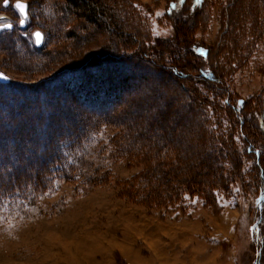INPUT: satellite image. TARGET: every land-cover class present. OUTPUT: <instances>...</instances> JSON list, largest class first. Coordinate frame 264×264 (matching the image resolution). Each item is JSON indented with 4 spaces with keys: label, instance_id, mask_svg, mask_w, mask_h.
Masks as SVG:
<instances>
[{
    "label": "rangeland",
    "instance_id": "1",
    "mask_svg": "<svg viewBox=\"0 0 264 264\" xmlns=\"http://www.w3.org/2000/svg\"><path fill=\"white\" fill-rule=\"evenodd\" d=\"M23 1L29 11L25 29L14 13ZM78 1L8 0L5 6L0 0V14L14 21L13 30H4L0 39L4 50L11 45L9 53H0V72L11 82L28 85L71 64L112 54L131 65L127 77L137 89L106 118H91L85 124L88 134L70 150L53 144L33 155L29 146L14 163L12 158L0 161V175L21 177L23 171L42 168L43 154L64 152L73 166L68 173L74 175L71 182L57 179L47 192L28 189L24 199L0 195V264H264V183L259 172L260 167L264 171V137L258 138L264 126L256 125L264 117V0H186L179 14L192 8L197 16L190 28H183L187 39L207 49L192 54L167 21L170 0H97L101 6L90 0L97 23L89 22L92 14ZM35 30L43 34L41 48L35 47ZM172 66H182L187 76L174 79ZM201 72L210 85L216 84L215 76L227 96L204 84ZM244 102L248 118L228 107ZM70 106L77 113L75 103ZM164 115L169 131L145 132L160 128L157 123ZM200 119L207 121L216 155L223 157L218 170L226 180L216 183L209 195L196 187L199 192L185 191L166 203L142 200L139 192L146 180L137 177L147 168L146 176L157 174L161 162L153 156L151 140L188 141L185 149L173 147L160 155L166 164L183 153L187 161L174 165L182 173L175 172L183 181L178 187L186 189V175L200 156L189 148L202 146L208 137ZM61 120L70 127L74 121ZM6 124L0 119V130ZM246 139L256 142L258 154L249 153ZM36 141H41L37 134ZM9 143H0V150ZM161 186L156 175L151 191ZM134 190L138 198L132 196Z\"/></svg>",
    "mask_w": 264,
    "mask_h": 264
},
{
    "label": "trees",
    "instance_id": "2",
    "mask_svg": "<svg viewBox=\"0 0 264 264\" xmlns=\"http://www.w3.org/2000/svg\"><path fill=\"white\" fill-rule=\"evenodd\" d=\"M92 1L94 0H91V2ZM73 2L77 3L79 1L73 0ZM89 2L90 0H80V3H83L87 11H89V13L93 16L90 17L89 20V15H87L89 22L97 23L98 21L94 18L95 16L93 15L96 14V12L91 7ZM95 2L97 3V5L99 4V6L102 5L100 1L95 0ZM65 10L69 12L68 6L67 9L65 8ZM50 15H53V13H51ZM195 17L197 18V16H192V18ZM55 19L58 21L57 18ZM58 23L59 22H57V24ZM190 23L194 24L195 21L192 20ZM186 28H190V25H188ZM184 29L182 28V26H179L176 29V33L178 34V37L183 40L182 43L188 53L192 54L194 49L197 48H200L199 50L206 49L201 48L202 46L197 47V44L191 42L190 39H187V31H184ZM1 38L2 35L0 36V39ZM20 39L24 42V46L28 45L26 38L21 36ZM20 46L24 48L22 44ZM10 48L11 45H8V48H6L5 50L0 48L2 49L0 53H4V51L9 53ZM22 50L23 49H20L19 52H21ZM102 50L103 48H101L99 52H101ZM19 52H16V54H19ZM34 52L35 51H32V49L30 48L29 54L31 56H35ZM107 57H112V54H107L101 57L97 56V58L99 59L94 60V63L97 62L96 64L87 62L81 66H73L71 64L68 68H63L62 70L51 75V78H46L48 79L46 82H38L35 85H23L21 83L12 86L0 85V119L7 120L6 127L4 126V128H1L0 130V143L10 140V143L8 144L7 148L0 150V161H3L2 163H4L6 162L4 161L5 159L12 158L14 159L12 163H14V161H16L18 157L24 155L22 153V150H25L29 146H31L32 148L31 152L33 155L38 154L39 151L46 152L48 148L49 150H51L50 148H52L53 144H55V146L57 145V147L65 144L67 150H70L72 146L77 145V142L83 136L84 130L86 129L85 124H88L91 118L105 117L112 110L119 109L121 103H124L125 100L129 98V96L132 94V92L136 91L137 87L135 89V87L131 84L129 77H127V74H129L130 72L129 68L131 67V65H127L128 70L123 69L126 73L122 74L123 79L118 80L119 75H111L112 72H109L107 68L110 66H106L105 62H102L106 61L103 60V58ZM92 59L93 57L89 60ZM113 65V68L116 66H122L120 64ZM183 69L184 68H182V66H172L170 71L171 76L173 78H176V80H180L182 77L187 76L185 74L183 75V72H185ZM176 72H179V75H177ZM207 76L208 75L201 72L199 79H203L204 84H209L207 81L209 80ZM189 77L190 76H188V78ZM214 77L212 80L213 82L216 81V84L211 83L212 86L209 84V86L212 87V91H215L217 95L223 94L227 96V90L225 88H221V85L219 86L220 83H217V80ZM218 78L221 81V78L219 76ZM30 89H34L35 95H37L38 91L40 90L42 92L41 97H35L36 100H34L33 103H24L26 99L22 100L23 94H21V92L29 93ZM44 91L48 93H45ZM200 97L201 96H199V98ZM120 100L123 102H118ZM199 102L203 103L204 100L199 99ZM73 103H75V105L77 106V113L70 106V104ZM228 107L230 109H233V111L238 112L237 115L243 112L247 118L249 117V113L245 111V102L239 107H236V104H228ZM2 108L4 109L2 110ZM66 114L69 116L71 115L72 117L70 116L71 118H69ZM87 115L91 116L86 118ZM165 115L161 116L160 122L157 123V126L160 128L152 129L149 127V129L152 130L146 128L145 132L146 130H148L149 133L153 134V130L158 133H160V131H162V133L164 131H169V128H166L165 126L167 124ZM168 115L171 116L172 114ZM80 116H83L86 119H81ZM256 117V120L260 121V111L258 112ZM61 118L66 121L74 120L73 125L70 127L66 122L62 124ZM77 118H79L80 122L77 120ZM261 119V124L258 122L256 123L258 127L264 126V117H262ZM83 121H86L84 125ZM206 122L207 121L204 122L202 119L199 120V125L201 126V129H204V133L208 135V137L205 138V143H201L202 146L189 148L191 152H195L197 153V155L200 156L196 157L197 160L192 159L195 155L192 158H188L194 160L193 162L195 165L193 164V167L190 166L191 171L186 175L188 179L185 180V182H187L188 185H186V189H184V191L183 189H180V187H178L183 184V181L181 182V180L178 179L179 177L175 172L177 171L179 174L182 173L174 165L181 164V162H184L186 160L185 158H182V156H184L183 153L181 152V154H179V156L173 160H171V158L168 159V162L166 164L164 162V158L160 155H163L164 151L167 149L173 150V147H175V150H177L178 148L185 149V147H187L188 145V141L186 140L183 142L184 139H179L177 142H172L171 144L166 140H159L155 142L154 140L150 141L149 147H152V149H154L152 150V152L154 151L153 156L161 162L159 164V168L157 169V174L149 172V175L146 176L147 172L150 171L149 168H147V172L144 173V176L137 177V179L143 178L147 181H145V187H143L144 189L141 188L139 192L140 196L143 195V198H141L142 200L147 201L152 198L153 202H158L159 200V202L166 203L167 200H177L176 198L182 192L186 191L190 194L199 192L197 191L196 187H202L201 193L203 195H209L211 194V191L215 187L216 183H221L222 180H226L221 170H218V168L222 166L223 157H218L216 155L214 144L215 139L211 134V131L208 130ZM11 123H14V125H11ZM78 129L81 130V132H77L76 130ZM255 130V132L258 134L259 132L256 127ZM27 131L29 132L27 133ZM36 134L40 136L41 141H36L34 144L33 138ZM84 134L86 135L88 133ZM13 135L15 136L14 139L12 137ZM258 135L259 139L264 137V134ZM56 138L59 139L57 142L55 140ZM246 142L249 149V153L253 155L255 153L258 154L259 151L256 146V142L250 139H246ZM22 145H25L23 149ZM143 147L144 146L141 145L140 149H143ZM149 158L151 159L152 157ZM150 159H146L148 163ZM41 160L43 164L41 169L37 168L33 172H31L30 170L27 172L23 171L21 177L17 175L9 176L7 173H5V175H0V195L6 196V194H9L8 199H11L13 196H19L21 197V199H24L25 194H27V191H29L28 189L38 190L36 192H47L52 188L54 182L59 178H62L67 182H71L74 179V175H69L68 173L70 172L73 166L69 164V157H67L64 152L63 154H55V156H47L46 154H43ZM195 161H199L200 163L196 164ZM40 170H42V172ZM259 172L261 173V178L263 180L262 183H264V171L261 167L259 168ZM156 175L157 183H160L162 186L158 187L154 191L152 190V192L150 188V183L151 180L156 177ZM3 178L6 181H3ZM215 178L217 181H215ZM198 179H200L199 182H197ZM171 185H173L174 190H172L173 188ZM148 187L150 189H148ZM171 190L173 192H171ZM15 193L16 195H14ZM154 195L155 198L153 199ZM132 196L138 198L136 190H134ZM261 204L263 205L264 209V196Z\"/></svg>",
    "mask_w": 264,
    "mask_h": 264
},
{
    "label": "bare ground",
    "instance_id": "3",
    "mask_svg": "<svg viewBox=\"0 0 264 264\" xmlns=\"http://www.w3.org/2000/svg\"><path fill=\"white\" fill-rule=\"evenodd\" d=\"M171 1V5H170V10L165 14V16L167 17V21L168 22H170L171 23V26L173 27V29H174V31L179 27V26H182V28H186L189 24H190V22L192 21V15L193 14H195V12H196V10H194L193 11V9L191 8L190 9V11H188V12H184L183 14H179V11H180V9L182 8V5L181 4H183L184 2H186V0H183V3H181V0H170ZM172 1H174V2H172ZM192 0H190V2H191ZM205 0H200L199 2H204ZM25 1H23V3H24ZM179 2H180V4H179ZM193 2H195V0H193ZM178 4L179 5H181V6H178ZM173 5H175V7L173 8ZM14 9L16 10V12H14V13H16V14H18L19 16H21V19H20V17H19V19H20V22H21V20H22V16H23V13L21 12V10L20 9H17L16 8V6H14ZM172 9V10H171ZM25 10V14H28L29 13V11H28V9H27V7L24 9ZM2 15L3 16H6L7 17V15H6V13H2ZM189 18V19H188ZM170 19V20H169ZM29 21H30V19H29ZM189 22V23H188ZM24 23L26 24V21H24ZM4 24V23H3ZM186 24V25H185ZM8 25H11V26H13V23H11V24H8ZM7 25V26H8ZM6 25H3V26H0V27H5ZM20 26V25H19ZM14 28V27H13ZM13 28L11 29V30H13ZM176 28V29H175ZM4 30L3 31H0V36L2 35H4ZM34 32H36V30L34 31ZM34 32L32 33V35H34ZM42 32V31H41ZM43 35V34H42ZM25 36V35H24ZM34 38V37H33ZM44 39V38H43ZM1 48V47H0ZM7 48V47H6ZM2 49L4 50V48L2 47ZM2 49H0V51L2 50ZM203 52H206L207 53V49H204V50H202ZM201 51V52H202ZM201 56V55H200ZM122 57L124 58V59H127V56H125V55H122ZM202 57V56H201ZM103 60H106V61H102V62H105V64H109V66L110 67H107L108 68V71L110 72H112L111 73V75H113V74H118L119 75V79L118 80H121V79H123L122 77H123V75L122 74H125V71L123 70V69H125V70H128V67L126 66V65H124V63H121L120 62V59H118V58H115V55H114V57H107V58H103ZM144 60V59H143ZM90 62H92L93 64H96V63H94V60L92 61V60H88L87 61V63H90ZM144 62H146V61H144ZM112 63V64H111ZM116 64V63H121L122 64V68H118L117 66L116 67H114L113 68V64ZM146 66V65H145ZM131 68L132 67H130L129 68V70L131 71ZM133 69V68H132ZM152 72H154V73H159V72H161L160 70H158V69H155V68H153L152 69ZM175 72V71H174ZM175 74V73H174ZM176 74L177 75H179V72H176ZM51 78V77H50ZM49 79V78H48ZM48 79H46V80H42V81H40L39 83H42V82H46ZM174 79H176V78H174ZM28 83V82H27ZM17 83H14V82H11L10 81V83H7V84H1L0 83V85H2V86H12V85H16ZM35 84H37V83H35V82H31V83H28V85H35ZM48 88V87H47ZM45 93H48V92H46V91H44ZM41 91L39 90L38 91V93H37V95H35L34 94V89H30V92L29 93H27V92H21V94H23V98H22V100H24V99H26L25 101H24V103H33L34 102V100H36V98L35 97H41ZM4 108H2V110H3ZM18 114H19V112H18ZM17 114V115H18ZM9 118V117H8ZM11 119V118H10ZM108 119V118H107ZM77 120L80 122V120H79V118H77ZM109 120V119H108ZM86 123V121H83V125ZM80 125H82V124H80Z\"/></svg>",
    "mask_w": 264,
    "mask_h": 264
},
{
    "label": "water",
    "instance_id": "4",
    "mask_svg": "<svg viewBox=\"0 0 264 264\" xmlns=\"http://www.w3.org/2000/svg\"><path fill=\"white\" fill-rule=\"evenodd\" d=\"M18 3H20V2H18ZM20 4H22V5H25L24 3H20ZM17 5V4H16ZM15 5V6H16ZM26 17V14H25V10H24V12H23V16H22V20H21V22L23 21V24L20 22V28L22 29H25L26 28V24L24 23V21H25V18ZM13 27L11 26V25H6L5 27H0V31H3V30H10V29H12ZM36 33H40L39 31H37L36 30V32H34V35H33V37H34V41H35V47L36 48H41V46H42V42H43V35H42V33H40V36H37L36 35ZM38 41H39V43H38ZM0 83L1 84H7V83H10V80H9V78H7L2 72H0Z\"/></svg>",
    "mask_w": 264,
    "mask_h": 264
},
{
    "label": "built area",
    "instance_id": "5",
    "mask_svg": "<svg viewBox=\"0 0 264 264\" xmlns=\"http://www.w3.org/2000/svg\"><path fill=\"white\" fill-rule=\"evenodd\" d=\"M11 23L14 24V21H13L12 17H10V15H7V17H6V16H3L2 14H0V26L8 25Z\"/></svg>",
    "mask_w": 264,
    "mask_h": 264
},
{
    "label": "snow or ice",
    "instance_id": "6",
    "mask_svg": "<svg viewBox=\"0 0 264 264\" xmlns=\"http://www.w3.org/2000/svg\"><path fill=\"white\" fill-rule=\"evenodd\" d=\"M181 3H183V0H181ZM197 3H199V0H197ZM7 4H8V0H5V6H7ZM174 7H175V5H173V8ZM16 8L17 9H20L21 12L23 13L24 12V9L26 8V6L25 5H22L20 3H17ZM21 23L23 24V21ZM36 35L37 36H40V33H36ZM38 43H39V41H38Z\"/></svg>",
    "mask_w": 264,
    "mask_h": 264
}]
</instances>
